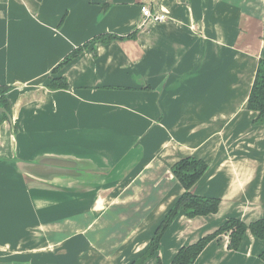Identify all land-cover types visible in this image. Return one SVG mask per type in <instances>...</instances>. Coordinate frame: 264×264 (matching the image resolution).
<instances>
[{"label":"crops","instance_id":"crops-1","mask_svg":"<svg viewBox=\"0 0 264 264\" xmlns=\"http://www.w3.org/2000/svg\"><path fill=\"white\" fill-rule=\"evenodd\" d=\"M143 5L166 20L144 21ZM263 24L264 0H0V264H131L184 192L172 165L191 156L207 165L193 194L219 209L181 213L161 264L228 218H264V125L247 109ZM84 44L56 75L69 88L50 90ZM227 244L194 264H264L248 232Z\"/></svg>","mask_w":264,"mask_h":264},{"label":"trees","instance_id":"trees-1","mask_svg":"<svg viewBox=\"0 0 264 264\" xmlns=\"http://www.w3.org/2000/svg\"><path fill=\"white\" fill-rule=\"evenodd\" d=\"M35 1L40 2L41 0ZM131 37H134V35ZM97 39L107 44L120 38L115 35H103L97 37ZM262 39L264 41V24ZM87 46V44H84L74 49L63 58L59 65L53 70V75H55V77L53 76L49 79L48 88L50 90H66L69 88L67 79L64 76L56 75L61 69L80 55ZM9 90L10 88L8 87L0 86V108H4L7 114L10 115V106L6 98ZM247 109L256 113V119L254 120L256 124L264 125V59H260L257 64L254 80L248 96ZM4 120H7L6 115H1L0 121ZM206 169L207 165L203 160L192 156L183 158L172 165L170 169L171 174L181 185L184 192L168 209L164 217L158 223L149 244L131 264H144L151 258L155 259L156 264H161L160 259L156 256L160 248L161 239L181 213L189 219L217 213L219 209V199L200 197L194 195L192 192L194 185L200 180ZM247 232L253 238L264 243V218L249 224H245L236 218H228L212 234L200 238L191 245L181 247L170 264H194L206 246L221 235H226L228 237L227 249L230 251H237L241 247ZM259 258L264 262V249L260 253Z\"/></svg>","mask_w":264,"mask_h":264},{"label":"built area","instance_id":"built-area-1","mask_svg":"<svg viewBox=\"0 0 264 264\" xmlns=\"http://www.w3.org/2000/svg\"><path fill=\"white\" fill-rule=\"evenodd\" d=\"M140 13L144 21L150 22H162L166 20L164 14L153 13L147 6L143 5L140 7Z\"/></svg>","mask_w":264,"mask_h":264},{"label":"water","instance_id":"water-1","mask_svg":"<svg viewBox=\"0 0 264 264\" xmlns=\"http://www.w3.org/2000/svg\"><path fill=\"white\" fill-rule=\"evenodd\" d=\"M1 115H6L7 119L11 121V116L7 114L6 110L4 108H0V116Z\"/></svg>","mask_w":264,"mask_h":264}]
</instances>
